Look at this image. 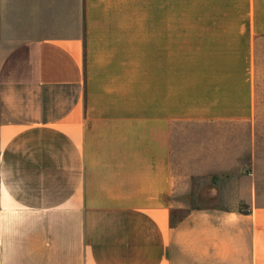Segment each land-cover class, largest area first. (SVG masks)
<instances>
[{"label":"crops","instance_id":"0c3cea01","mask_svg":"<svg viewBox=\"0 0 264 264\" xmlns=\"http://www.w3.org/2000/svg\"><path fill=\"white\" fill-rule=\"evenodd\" d=\"M181 7L0 0V264H264V0Z\"/></svg>","mask_w":264,"mask_h":264},{"label":"rangeland","instance_id":"374dc122","mask_svg":"<svg viewBox=\"0 0 264 264\" xmlns=\"http://www.w3.org/2000/svg\"><path fill=\"white\" fill-rule=\"evenodd\" d=\"M212 9H214V7H209V0H182L180 21L182 37L180 41L183 63L197 61L209 62V29L230 28L227 23L209 21V17L212 16ZM218 9L221 8L219 7ZM1 56L2 54H0V57ZM253 57L257 63V88L261 97V108L262 111H264V37L257 39ZM3 118L5 117L3 108L0 104V121ZM262 123L264 125V116L262 118ZM230 138L229 160L233 161L235 158L233 157L234 154L237 153V155H239V153L242 152L240 146L245 142L246 135L244 131L231 129ZM198 153L197 156L201 158V153Z\"/></svg>","mask_w":264,"mask_h":264}]
</instances>
